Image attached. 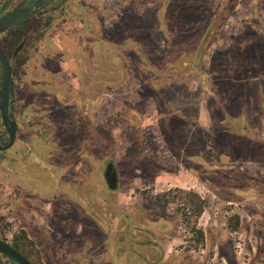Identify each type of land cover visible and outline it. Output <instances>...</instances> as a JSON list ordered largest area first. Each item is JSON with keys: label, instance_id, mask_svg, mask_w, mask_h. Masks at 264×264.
<instances>
[{"label": "rangeland", "instance_id": "obj_1", "mask_svg": "<svg viewBox=\"0 0 264 264\" xmlns=\"http://www.w3.org/2000/svg\"><path fill=\"white\" fill-rule=\"evenodd\" d=\"M23 36L6 241L31 264H264V0H67L0 46ZM101 216L118 246L87 237Z\"/></svg>", "mask_w": 264, "mask_h": 264}, {"label": "flooded vegetation", "instance_id": "obj_2", "mask_svg": "<svg viewBox=\"0 0 264 264\" xmlns=\"http://www.w3.org/2000/svg\"><path fill=\"white\" fill-rule=\"evenodd\" d=\"M67 0H0V17H2L7 12H12L14 9H17V13L19 14L12 22L11 25L0 28V35L3 33L12 32L14 28L18 24H20V31H23V26L27 24L32 18L38 17L42 18L47 15H51L55 13L62 5H65ZM26 36H23L22 40L17 43L14 47H10L9 51L4 50L0 46V50L4 53L6 56L9 66H10V89H9V97H8V104H7V115L16 122L17 129L15 133V139L12 144V146L6 150L11 149L16 140H17V134L19 132V122L18 118L15 115V92H14V82H13V61L17 58L18 54L24 51L26 48ZM2 79H3V66L0 62V104H1V93H2ZM9 136L8 132L3 124L2 121V115L0 110V145H4L8 142ZM6 150H0V152L6 151ZM114 169L111 165L107 166V170L105 171V177L109 180L110 178L114 179ZM0 239L8 243L11 247H13L15 250V246L12 243H9L6 241L1 235ZM20 255H22L29 263L30 261L18 250H16ZM0 256L4 257V261L2 264H19L16 260L13 258L0 253ZM31 264V263H30Z\"/></svg>", "mask_w": 264, "mask_h": 264}, {"label": "water", "instance_id": "obj_3", "mask_svg": "<svg viewBox=\"0 0 264 264\" xmlns=\"http://www.w3.org/2000/svg\"><path fill=\"white\" fill-rule=\"evenodd\" d=\"M17 9L15 8L12 12H7L0 17V28H5L12 24L13 20L18 16ZM0 62L3 66V79H2V93H1V104L0 110L2 115L3 124L8 132V142L4 145H0V150H6L10 148L15 139V133L17 124L7 115V104L10 89V66L4 53L0 50ZM0 253L5 254L19 264H30L22 255H20L13 247L8 243L0 239Z\"/></svg>", "mask_w": 264, "mask_h": 264}, {"label": "crops", "instance_id": "obj_4", "mask_svg": "<svg viewBox=\"0 0 264 264\" xmlns=\"http://www.w3.org/2000/svg\"><path fill=\"white\" fill-rule=\"evenodd\" d=\"M119 204H120V202L115 203L116 206H118ZM91 221H93V224L90 227L91 229L89 230L87 237H90V236L93 237L92 233L94 232V227H96L97 229L100 228L101 233L104 234L102 242H106V243L108 242L109 243L113 240L115 242L116 246L119 245V244H117V238L119 237V233H121V230L123 229V227L121 229L119 228V224H118L119 218L118 217H109L106 219V218H103L101 216L100 218H92ZM78 232L79 231H76V233H78ZM91 250L93 251V249H91ZM105 251L106 250L102 248L100 251V254L93 255V253H91L90 257H92V261L98 262L97 264H118V262H116V261L111 262V261L107 260L105 258V256H103ZM115 254L117 255V253H115ZM109 257H111V254ZM134 264H141L140 258H138V260L136 262H134Z\"/></svg>", "mask_w": 264, "mask_h": 264}, {"label": "trees", "instance_id": "obj_5", "mask_svg": "<svg viewBox=\"0 0 264 264\" xmlns=\"http://www.w3.org/2000/svg\"><path fill=\"white\" fill-rule=\"evenodd\" d=\"M181 192V191H180ZM170 194V191H167L164 195H161L162 196H167ZM184 194L186 196H184L186 199L185 201L182 203V208H181V214L183 215V220L184 222H186V224H190V221H191V218L193 217V226H190V230L193 232L194 234V237H195V240L198 241V242H201L203 240V232L201 229L197 228L195 223L197 222V218L202 214V212L204 211L205 209V200L204 199H201L197 193H192L191 191H185ZM166 198L165 199H162L160 200L158 197H157V202L159 203H163L164 201L166 202ZM194 206V209H193V215H190L189 213H187V211L185 210L186 207H192ZM191 221V222H192ZM24 234V233H23ZM25 238H26V235H23ZM16 248V247H15ZM17 250V248H16Z\"/></svg>", "mask_w": 264, "mask_h": 264}]
</instances>
